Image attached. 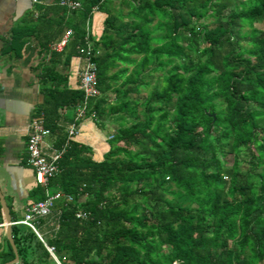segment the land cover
Wrapping results in <instances>:
<instances>
[{
    "label": "trees",
    "instance_id": "obj_1",
    "mask_svg": "<svg viewBox=\"0 0 264 264\" xmlns=\"http://www.w3.org/2000/svg\"><path fill=\"white\" fill-rule=\"evenodd\" d=\"M58 1L2 48L20 56L34 37L51 58L38 66L34 115L62 154L48 187L29 194L73 196L36 219L39 233L53 223L43 241L12 225L16 264H57L46 246L60 264H264V0ZM94 10L105 13L98 37ZM69 29L61 51L49 48ZM88 41L99 94L86 116L102 130L119 124L100 160L61 112L84 103L67 66Z\"/></svg>",
    "mask_w": 264,
    "mask_h": 264
},
{
    "label": "crops",
    "instance_id": "obj_2",
    "mask_svg": "<svg viewBox=\"0 0 264 264\" xmlns=\"http://www.w3.org/2000/svg\"><path fill=\"white\" fill-rule=\"evenodd\" d=\"M56 1L58 0H39V2L33 3L31 0H0V143L2 148L0 191L7 204L11 222L20 220L24 208L36 199V196L29 194L38 184L33 179L34 170L27 162L28 155L25 144L29 124L37 116L34 115L36 107L43 101L40 91L41 83L38 79V66L51 58H49L48 52L40 51L39 44L34 37L27 39L26 44L20 50V56L13 52H2V48L10 40L16 27L29 26L37 20L39 15L37 6L45 7ZM104 18V12L93 11L89 24L91 36L98 37L101 34ZM51 34L50 29H46V37H50ZM59 40L48 45L49 48L61 51L55 48ZM58 65L60 68L62 67V64ZM84 65L85 60L81 56L75 55L70 58L67 66L70 88L79 87L80 74ZM61 112L64 116H74L75 118L74 109H70L71 113L69 114L67 110H61ZM66 124L69 127V124L72 123ZM76 126H78L79 132L73 139L88 145L92 149L95 159H102L109 147L108 137L104 139L95 131L97 126L89 115L78 120ZM43 148L45 151L52 149L49 134L44 137ZM53 214L52 211L47 217H52ZM52 224L51 222L43 226L40 233L37 231L38 235L41 237V235L46 236L50 233ZM9 234L12 236V226L9 232L4 226V216L1 210L0 264L6 257L8 244L11 246L8 239ZM40 240L43 241L42 237ZM18 262L19 260L16 263Z\"/></svg>",
    "mask_w": 264,
    "mask_h": 264
},
{
    "label": "built area",
    "instance_id": "obj_3",
    "mask_svg": "<svg viewBox=\"0 0 264 264\" xmlns=\"http://www.w3.org/2000/svg\"><path fill=\"white\" fill-rule=\"evenodd\" d=\"M33 3L39 2V0H31ZM58 3L61 6L68 8V10L77 9L80 7V2L78 0H59ZM72 30H67L56 45L57 50H62V48L67 44ZM79 53L85 60V65L80 74L79 88L84 93V103L82 105L76 106L75 109V120H80L86 117V101L87 99L97 96L99 90L97 87L96 79V63L91 59L92 46L90 41L86 43V46L79 48ZM93 112L90 113V117L93 116ZM68 135L74 138L79 130L76 123L69 124L67 127ZM48 134V130L44 127V121L41 114L34 117L29 124V132L26 139V152H27V162L34 170V178L36 184L42 187H48L49 181L58 171L57 160L60 158L62 151H57L51 149L45 151L43 148L44 137ZM72 201L73 196L71 194H65L61 191H46L45 197L42 199L35 200L31 202L24 208L23 216L20 220L11 222V225L22 224L31 228L37 236V230L35 228V221L39 217H44L50 214L51 210L54 208L57 201ZM76 217L85 218L86 213L78 211ZM46 250L53 254L51 250L52 247L46 246ZM59 262V261H58Z\"/></svg>",
    "mask_w": 264,
    "mask_h": 264
},
{
    "label": "water",
    "instance_id": "obj_4",
    "mask_svg": "<svg viewBox=\"0 0 264 264\" xmlns=\"http://www.w3.org/2000/svg\"><path fill=\"white\" fill-rule=\"evenodd\" d=\"M212 114V113H211ZM212 117H214V115L212 114ZM0 205H1V210H2V213H3V216H4V226H6V229H8V231L10 232V229H11V217H10V213H9V210H8V207H7V204L4 200V197L0 191ZM8 239H9V242L12 246V250L14 251V254H15V257L13 260L5 263V264H12V263H16L18 260H19V256H18V253H17V248L15 246V243L13 241V238L11 236V234L8 235ZM51 256L53 257V259L55 260V262L57 264H60L57 260V258L55 257L54 254H51Z\"/></svg>",
    "mask_w": 264,
    "mask_h": 264
},
{
    "label": "rangeland",
    "instance_id": "obj_5",
    "mask_svg": "<svg viewBox=\"0 0 264 264\" xmlns=\"http://www.w3.org/2000/svg\"><path fill=\"white\" fill-rule=\"evenodd\" d=\"M124 8H125V6H124ZM126 10V9H125ZM256 27L257 28H263V24L262 23H256ZM156 75H160V72H158ZM155 82V77L152 79V84ZM149 89H150V87H149ZM145 92V91H144ZM67 111H69L68 112V114L69 113H71L70 112V109L69 110H67ZM118 122L117 121H111V122H107V125H106V127H105V130L103 129H100V128H98V127H96V130L95 131H97L98 132V134L102 137H104V139H106V137H111V135H112V133L114 132V129H116L117 127H118ZM106 132V133H105ZM228 161H229V163L231 162L232 163V158H231V156L228 158ZM230 163V164H231ZM243 166V169H244V167H245V163L244 164H241V167ZM240 177V176H239ZM242 177V176H241ZM240 177V180L243 178H241ZM238 180H239V178H238Z\"/></svg>",
    "mask_w": 264,
    "mask_h": 264
}]
</instances>
